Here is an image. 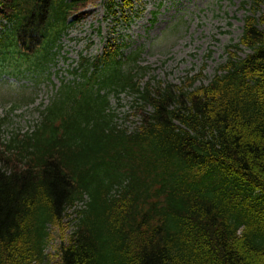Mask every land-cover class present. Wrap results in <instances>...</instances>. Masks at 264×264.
I'll use <instances>...</instances> for the list:
<instances>
[{
    "label": "trees",
    "instance_id": "1",
    "mask_svg": "<svg viewBox=\"0 0 264 264\" xmlns=\"http://www.w3.org/2000/svg\"><path fill=\"white\" fill-rule=\"evenodd\" d=\"M99 1L0 0V78L43 76L60 36ZM263 6L252 1L208 84L199 73L141 88L147 70L126 72L125 45L109 44L85 65L93 79L67 85L35 131L0 141V264H42L69 209L59 264H264ZM127 90L139 99L133 132L109 114V94Z\"/></svg>",
    "mask_w": 264,
    "mask_h": 264
},
{
    "label": "rangeland",
    "instance_id": "2",
    "mask_svg": "<svg viewBox=\"0 0 264 264\" xmlns=\"http://www.w3.org/2000/svg\"><path fill=\"white\" fill-rule=\"evenodd\" d=\"M134 15L131 22L117 16L107 17L104 5L90 6L83 21L72 27L60 40V48L51 65V80L40 84L29 79L0 83V120L2 143H7L17 131H32L64 82L75 80L73 71L83 58L96 59L103 55L106 45L114 40L126 43L129 51L139 52V65L150 67L139 78L143 84L152 81L180 86L188 74L202 73L197 85L208 84L216 70L229 58L228 48L237 45L243 34L244 19L250 14L253 0H131ZM121 3L122 0H117ZM264 13V6L262 11ZM128 14L130 13L127 10ZM129 53V52H128ZM249 52L245 50L241 56ZM136 98L130 93L110 97L111 112L120 129L133 132L140 124L134 107ZM19 105L17 112L10 108ZM83 207L78 204L77 209ZM76 209L68 210L64 225L51 227L42 264H59V248L71 235Z\"/></svg>",
    "mask_w": 264,
    "mask_h": 264
}]
</instances>
